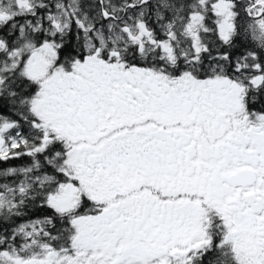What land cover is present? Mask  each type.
Returning a JSON list of instances; mask_svg holds the SVG:
<instances>
[{
    "label": "snow or ice",
    "instance_id": "obj_1",
    "mask_svg": "<svg viewBox=\"0 0 264 264\" xmlns=\"http://www.w3.org/2000/svg\"><path fill=\"white\" fill-rule=\"evenodd\" d=\"M258 50L264 0H0V264H264Z\"/></svg>",
    "mask_w": 264,
    "mask_h": 264
},
{
    "label": "trees",
    "instance_id": "obj_2",
    "mask_svg": "<svg viewBox=\"0 0 264 264\" xmlns=\"http://www.w3.org/2000/svg\"><path fill=\"white\" fill-rule=\"evenodd\" d=\"M243 52H244V49H242V48L233 49L232 55L235 58V56L240 55ZM27 162H28V160H27L26 157L21 158L20 160L9 161L6 164L3 163V162H0V168H5V167H8V166H19V165H23V164H25ZM41 214L42 213L40 211L33 210L32 212L29 213L28 216L25 217V220L29 219V218L35 219L36 217L40 216Z\"/></svg>",
    "mask_w": 264,
    "mask_h": 264
},
{
    "label": "flooded vegetation",
    "instance_id": "obj_3",
    "mask_svg": "<svg viewBox=\"0 0 264 264\" xmlns=\"http://www.w3.org/2000/svg\"><path fill=\"white\" fill-rule=\"evenodd\" d=\"M221 50H223V49H221ZM232 51H233V50H232ZM258 54L264 55V53H260V50H258Z\"/></svg>",
    "mask_w": 264,
    "mask_h": 264
}]
</instances>
